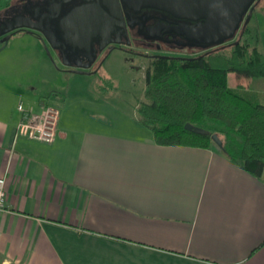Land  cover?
I'll list each match as a JSON object with an SVG mask.
<instances>
[{
    "label": "crops",
    "instance_id": "1",
    "mask_svg": "<svg viewBox=\"0 0 264 264\" xmlns=\"http://www.w3.org/2000/svg\"><path fill=\"white\" fill-rule=\"evenodd\" d=\"M42 1L55 0H10L0 14L21 9L15 24ZM28 34L58 53L51 37ZM10 85L0 78V264H264V183L217 146L72 129L60 112L68 97L19 101L21 113ZM43 106L60 114L51 144L17 133Z\"/></svg>",
    "mask_w": 264,
    "mask_h": 264
},
{
    "label": "trees",
    "instance_id": "2",
    "mask_svg": "<svg viewBox=\"0 0 264 264\" xmlns=\"http://www.w3.org/2000/svg\"><path fill=\"white\" fill-rule=\"evenodd\" d=\"M259 40L258 30L249 24L235 41L209 52L150 58L136 112L154 143L208 150L216 147L211 139L216 135L219 151L264 183V103L258 93L228 84L230 74L264 79ZM187 124L210 136L187 131Z\"/></svg>",
    "mask_w": 264,
    "mask_h": 264
},
{
    "label": "rangeland",
    "instance_id": "3",
    "mask_svg": "<svg viewBox=\"0 0 264 264\" xmlns=\"http://www.w3.org/2000/svg\"><path fill=\"white\" fill-rule=\"evenodd\" d=\"M5 7L6 1L0 0V11ZM249 24L258 30L259 50L264 56V0L258 2ZM192 51L163 55L189 57L199 53ZM139 52L145 56L152 55L144 50ZM148 60L147 57L115 49L103 55L101 63L93 70H97L96 75H80L74 72L87 69L67 65L55 51L40 44L30 34L17 32L6 45L1 46L0 78L10 81L14 104L30 99L35 104L31 106L37 109V101L50 93H59L65 99L68 97L60 112L72 129L93 126V129L118 134L144 136V133L150 134L137 124L136 107L143 99ZM228 84L231 88L242 86L258 93L264 103V79H247L233 74ZM239 142L242 143L241 140Z\"/></svg>",
    "mask_w": 264,
    "mask_h": 264
},
{
    "label": "water",
    "instance_id": "4",
    "mask_svg": "<svg viewBox=\"0 0 264 264\" xmlns=\"http://www.w3.org/2000/svg\"><path fill=\"white\" fill-rule=\"evenodd\" d=\"M132 4L139 9H152L166 13L174 19L181 21L172 27L171 32L185 40L182 45L187 48H195L200 53L209 52L216 48L225 46L232 42L249 25L255 8L260 0H132ZM129 1L112 0L111 4L107 0H101L96 6H82L74 9L68 15L62 17L55 25L63 35V40L70 45L71 61L77 60L81 63L67 62V65H77L87 69L85 71H75L80 75H90L89 71L97 59L96 51L91 52L90 46L95 39H101L102 34L108 33L111 29L113 13L122 20V7ZM111 5V6H110ZM61 5L58 6V10ZM113 8V9H112ZM110 10V15L106 13ZM47 12H52L48 9ZM107 15L111 16L108 17ZM45 18V21H52ZM9 29L0 31V46L12 37L13 31L23 30L27 33L39 30L42 33L41 39L49 41L46 33L38 29L30 18L16 21ZM43 22V21H42ZM42 24V23H41ZM109 28V29H108ZM107 44L100 45L101 51ZM1 50V48H0ZM155 58H168L156 56ZM187 131L198 135L210 136L207 131L193 127L190 124L185 126ZM213 143L221 148L222 143L216 135L211 136Z\"/></svg>",
    "mask_w": 264,
    "mask_h": 264
},
{
    "label": "flooded vegetation",
    "instance_id": "5",
    "mask_svg": "<svg viewBox=\"0 0 264 264\" xmlns=\"http://www.w3.org/2000/svg\"><path fill=\"white\" fill-rule=\"evenodd\" d=\"M111 1L112 0H107L109 4H111ZM126 1H129V4L122 7V20H120L114 12L110 31L108 30V33L102 34L101 39L92 41L90 46L91 52L96 51L97 54V59L92 67L93 70L97 69L99 63H101L100 61L103 55L115 49H119L131 55L144 56L149 59L155 58L156 56H164L163 54L174 51H181V53H183L184 50L195 51V48L183 47L182 45L185 43V40L169 32L173 26L182 23L181 21L156 10L139 9L138 6L132 4V0ZM98 3L102 4L101 0H55L52 3L42 1L37 5L31 4L27 6L26 8L29 9L27 10L28 13L26 8L22 13L24 14L23 16H28L31 20L36 19L37 22H35V26L53 39L54 47L58 49L57 54L60 58L71 63H74V61L76 63H81L77 60L71 61L69 56L71 50L70 45L63 40V35L58 31L55 25L62 17L68 15L74 9L82 6L94 7ZM59 5L61 6L58 10ZM48 9H52V12H47ZM20 10L11 8L0 14V31L5 28V24H14V14H17ZM106 13L109 15L111 14L108 9H106ZM109 15L107 16L111 17ZM45 18H51L52 21H45ZM17 32L25 31L16 30L11 33L14 35ZM3 37L4 36L0 37V39ZM107 43L108 46H105L99 51L100 45ZM139 50L151 52L152 55H142Z\"/></svg>",
    "mask_w": 264,
    "mask_h": 264
},
{
    "label": "built area",
    "instance_id": "6",
    "mask_svg": "<svg viewBox=\"0 0 264 264\" xmlns=\"http://www.w3.org/2000/svg\"><path fill=\"white\" fill-rule=\"evenodd\" d=\"M18 110L24 113L20 104ZM59 120L58 109L52 106H43L35 120L30 123L21 122L17 127V133L20 136H26L44 144H51L56 136V129ZM5 180L0 178V213L5 210Z\"/></svg>",
    "mask_w": 264,
    "mask_h": 264
}]
</instances>
